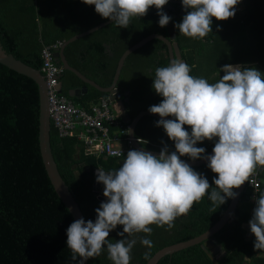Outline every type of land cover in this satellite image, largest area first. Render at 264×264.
I'll return each instance as SVG.
<instances>
[{"label": "trees", "instance_id": "1", "mask_svg": "<svg viewBox=\"0 0 264 264\" xmlns=\"http://www.w3.org/2000/svg\"><path fill=\"white\" fill-rule=\"evenodd\" d=\"M174 1L182 3V0ZM262 1L244 0L246 12L239 23L245 16L255 13ZM78 2L79 0H0L2 49L40 71V52L43 46L56 41L64 43L107 21L95 12L94 5ZM162 11L172 18L170 21L175 20L177 24L186 15L182 5L178 3H167ZM158 20L157 10L153 7L145 16L131 19L128 28H119L114 23L107 25L69 44L64 51L65 58L72 68L87 79L100 87H109L117 62L128 48L151 34L168 37L166 26L161 28ZM218 23L220 21L212 20V33L201 38L200 44L199 38L189 39L180 35L178 29L175 30V41L182 58L191 69L190 74L205 78L210 83H215L224 75L219 72L220 66L213 65ZM252 25L251 22L248 27ZM262 28L261 24H256L247 30L251 49L259 50L261 47L262 50L264 47ZM209 41L212 44L204 56L206 67L196 66L197 61L199 62L198 55L206 50ZM169 62L167 47L158 40L150 41L127 57L116 89L121 99H126L124 112L131 120L138 113L162 101V97L152 89V79L155 78V69L167 66ZM60 84L61 94L86 110L101 98L109 97L92 87H88L87 93L79 98L70 97V90L81 88L84 84L68 71H63ZM157 121L152 117H143L136 125L135 138L142 140L140 145L145 149L160 152L166 145L169 152L174 151V143L162 128L155 126ZM38 126V86L30 78L0 65V264H76L77 261L71 260L72 253L67 249L66 243V230L74 220L48 179L39 151ZM185 129L191 132L190 127L185 126ZM215 142L206 140L196 146L205 148L207 155ZM50 146L58 172L78 203L85 221L95 222V209L102 202L92 196L94 171L118 169L122 165L119 162H123L125 157L112 159L87 155L76 138H59L53 125L50 129ZM181 159L192 161L187 156ZM192 168L207 178L210 192L211 187H215L212 182L217 178L216 175L207 164ZM262 192L264 185L261 187L260 193ZM249 196V191L245 189L240 200H246ZM230 200L226 199L224 204L214 207L205 195L193 205L187 215L177 217L173 228L168 229L167 225H150L152 233L147 238L153 242L151 249L139 243V239L146 234L137 233L129 237L137 239L131 250L130 264H146L162 248L203 234L221 218ZM214 210L216 211L213 213ZM242 223V216L236 208L232 219L214 236L225 251L217 264H243L245 258L251 259L255 264H264L260 251L254 249L255 241L246 239ZM122 231V226L118 225L109 233L108 239L115 242L126 238L127 234L125 237L117 235ZM145 253L148 254L147 258ZM88 264H112L107 258L106 246L101 255L88 259ZM157 264L214 263L202 249V245H195L165 256Z\"/></svg>", "mask_w": 264, "mask_h": 264}, {"label": "clouds", "instance_id": "2", "mask_svg": "<svg viewBox=\"0 0 264 264\" xmlns=\"http://www.w3.org/2000/svg\"><path fill=\"white\" fill-rule=\"evenodd\" d=\"M94 5L95 12L119 28H128L131 19L157 10L158 24L165 27L172 19L163 7L169 0H81ZM240 0H182L186 15L174 27L180 35L204 38L212 33V20L226 21L235 16ZM190 10V11H189ZM188 64L172 59L167 66L155 69L153 91L162 101L148 112L158 115L156 127L162 128L174 151L165 145L154 155L129 150L122 165L105 172L97 169L98 184L103 185L102 202L95 209L96 219H76L66 230L71 260L84 261L101 255L105 249L112 264H130L131 250L144 233L142 246L151 249L147 238L150 225L174 227L177 217L187 215L205 195L213 206L235 199L234 189L248 181L257 166L264 167V74L254 67L224 65V75L215 83L190 74ZM173 117V119H165ZM185 126L191 128L189 133ZM212 154L206 155L198 143L213 141ZM206 160L216 175L211 191L205 176L181 159ZM255 208L249 221L255 237L254 249L264 250V192L255 196ZM216 210L213 211V213ZM123 231L115 242L108 239L117 226ZM145 253V258H147Z\"/></svg>", "mask_w": 264, "mask_h": 264}, {"label": "water", "instance_id": "3", "mask_svg": "<svg viewBox=\"0 0 264 264\" xmlns=\"http://www.w3.org/2000/svg\"><path fill=\"white\" fill-rule=\"evenodd\" d=\"M170 3H178L179 5H182L181 2H177L174 0H169ZM113 22L110 20H107L105 22L100 23L99 25L83 32L78 35L73 36L69 40L63 43L62 47L59 49L57 53L54 54V58L57 62V64H60L63 68V71H68L73 73L83 84L81 88L70 90L68 95L70 97H79L80 95H85L88 91V87H92L96 89L100 93L108 94L109 101L116 103L117 100H122L121 95L117 92L116 84L119 79L121 70L125 64V61L127 57L135 52L136 50L140 49L147 43H149L152 40H158L164 43L167 47L169 61L172 59H179L182 62L186 63V61L182 58L178 43L175 41V25L177 22L175 20L170 21L166 25V30L168 33V37H165L160 34H151L142 40H140L138 43L134 44L130 48H128L119 58L117 62V66L115 69V73L113 76L112 83L109 87L103 88L97 85L95 82L87 79L82 74H80L77 70L72 68L64 55L65 48L85 37L89 34H92L107 25L112 24ZM0 65L20 74L23 76H26L33 80L36 85L38 86V94H39V126H38V145H39V151L41 155V159L45 168V171L47 173L48 179L58 196V198L61 200L65 208L68 210L70 215L72 216L73 220L83 218L84 216L78 206V203L74 199L72 193L70 192L68 186L63 181L62 177L60 176L57 165L54 161L52 152H51V146H50V129H51V121L49 117V103H48V95H47V89L46 84L44 81V78L39 70H36L24 63H22L20 60L14 58L11 54H7L0 44ZM62 75L59 77V81L61 80ZM60 90L61 92V84H60ZM128 92L125 94L127 95ZM126 101V99H123L120 103L119 110L120 113V119L125 122L129 123L130 125V131H129V137L132 140V146L133 150H141L150 152L154 155H159V152L151 151L148 149L143 148L139 143H137L134 135V131L136 128V125L139 123V121L143 117H152L156 120H159L160 117L158 115H153L146 111H142L138 113V115L134 119H130V117L124 112V106L123 103ZM165 119H173V117H166ZM215 140V139H214ZM212 154V151L208 153L207 155L210 156ZM185 161V160H184ZM188 163L191 167H198L201 165L207 164L206 160H198V161H185ZM101 170V169H100ZM97 179V169L94 171L93 174V186H92V196L96 197L98 201L105 202V198L103 196V185L98 184L96 182ZM246 182L241 185L238 189L234 190L235 193V199H231L230 203L221 216V218L206 232L203 234L192 238L187 241H183L177 244H173L167 247L162 248L161 250L157 251L146 264H157L163 257L172 255L174 253H177L181 250L190 248L195 245H202V249L205 251L207 256L213 261L214 264H217V260L221 259L225 255V251L222 249V247L216 242L214 236L217 232H219L231 219L232 216L237 208V205L240 201L241 194L245 191ZM85 220V219H84ZM242 228L246 232H250L249 223L242 224ZM248 240V238H246ZM216 252L220 253V257H216ZM76 264H81V260L79 257H77ZM83 264H88V260L84 261ZM246 264V263H243Z\"/></svg>", "mask_w": 264, "mask_h": 264}, {"label": "built area", "instance_id": "4", "mask_svg": "<svg viewBox=\"0 0 264 264\" xmlns=\"http://www.w3.org/2000/svg\"><path fill=\"white\" fill-rule=\"evenodd\" d=\"M238 10V6L236 9ZM63 42L43 46L40 52L42 74L48 95L49 117L59 138H76L87 155L112 159L126 157L133 150L129 137L130 125L120 119L121 111L108 98H101L98 103L91 104L89 110L76 106L59 92V77L63 68L57 64L54 54L62 47ZM137 143L142 140L135 138ZM264 167L257 166L249 177L246 187L255 208L254 197L258 196L263 184Z\"/></svg>", "mask_w": 264, "mask_h": 264}, {"label": "crops", "instance_id": "5", "mask_svg": "<svg viewBox=\"0 0 264 264\" xmlns=\"http://www.w3.org/2000/svg\"><path fill=\"white\" fill-rule=\"evenodd\" d=\"M78 4H83V3L81 2V0H79ZM237 6H238L237 11L241 12L243 16L246 12L245 5L242 2H240ZM252 13L257 17L258 21L263 20L262 22H264V7L260 6V2L257 11L255 13L254 12ZM237 20L239 21V17L236 18V21H232L231 24H227L229 25L228 27L231 28L230 32H227V30L226 33H220L219 31H217L216 41L219 43V45L217 43V46L214 48L215 51L213 55L214 58L213 65H215L216 67L220 66V69L227 64L243 65L246 67H254L255 69L259 70L262 74H264V47H262V50L261 47L259 48V50H256V48L251 49L248 44V32H247L248 29H246L245 27L242 28V26L241 27L236 26L235 29L233 28L234 25L238 22ZM220 22H224V24H226L225 21H220ZM262 25H263L262 29L264 34V23ZM234 34H237L238 36L233 37ZM229 39L231 40V42L228 41ZM211 44L212 42L209 41L206 44L207 45L206 50L202 51L203 53L201 55L200 54L198 55L197 59L199 60V62L197 61L196 66H201L202 68L206 67L207 63L204 56L208 52ZM79 97H75V98H79ZM122 100L116 101L115 104L118 108ZM119 163H123V162L120 161ZM262 180H263L262 185H264V172L262 174ZM237 208L239 209V213L241 214L243 219L242 224L249 223L253 213V203L250 199V196L246 200H240L237 205ZM245 233H246L245 234L246 238H248V240L255 241V237L251 233L246 231ZM259 251L261 253V256L264 257V250H259ZM217 254L220 255V253L216 252V257ZM244 263L255 264L249 258H245Z\"/></svg>", "mask_w": 264, "mask_h": 264}, {"label": "rangeland", "instance_id": "6", "mask_svg": "<svg viewBox=\"0 0 264 264\" xmlns=\"http://www.w3.org/2000/svg\"><path fill=\"white\" fill-rule=\"evenodd\" d=\"M240 2H242L243 4H244V0H240ZM260 6H263L264 7V0L260 3ZM241 16H242V14H241V12H238L237 10H235V16L234 17H232V18H230V19H228V20H226L225 21V23L226 24H224V22H220V23H218L217 24V31H219L220 33H224V32H226V30L228 31V30H231V28H229L228 26L229 25H227V24H231L232 23V21H236V18L237 17H239V21H240V18H241ZM254 17H255V19H254ZM246 18V19H245ZM245 19V20H244ZM238 21V20H237ZM239 21L234 25V26H239V27H241L242 26V28L243 27H245L246 29H250L253 25H255L256 26V24H261L262 25V21H258V19H257V17L254 15V14H250L248 17H244L243 19H242V21H241V23H239ZM249 21H251L252 23H253V25L251 26V27H248L249 26V24L251 23V22H249ZM247 25V26H246ZM263 26V25H262ZM176 30V29H175ZM175 36H176V31H175ZM236 36H238L237 34H234L233 35V37H236ZM189 39H192V38H190L189 37ZM200 39L201 38H199V41H198V43L200 44ZM229 42H231V40L229 39L228 40ZM201 42H203V40H201ZM212 42V41H211ZM218 43V42H217ZM218 45H219V43H218ZM220 255L219 254H217V258L219 257Z\"/></svg>", "mask_w": 264, "mask_h": 264}]
</instances>
